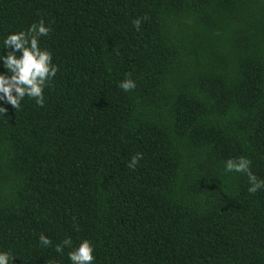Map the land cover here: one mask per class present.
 Wrapping results in <instances>:
<instances>
[{
  "label": "trees",
  "instance_id": "trees-1",
  "mask_svg": "<svg viewBox=\"0 0 264 264\" xmlns=\"http://www.w3.org/2000/svg\"><path fill=\"white\" fill-rule=\"evenodd\" d=\"M41 18L60 70L0 116L13 264H69L67 238L95 264H264V188L224 170L264 179V0H0V50Z\"/></svg>",
  "mask_w": 264,
  "mask_h": 264
},
{
  "label": "clouds",
  "instance_id": "clouds-1",
  "mask_svg": "<svg viewBox=\"0 0 264 264\" xmlns=\"http://www.w3.org/2000/svg\"><path fill=\"white\" fill-rule=\"evenodd\" d=\"M140 19L133 21L134 26L139 29ZM52 31L50 23L41 18L33 22L27 29L11 31L3 36L2 50H0V65L4 71H0V116L7 112L5 104L14 110L23 107L25 97L31 98L36 105L43 107L45 103V89L51 86L55 79L59 66L53 63V53L42 48L41 37L48 36ZM118 87L125 92L136 88V82L126 78L119 82ZM142 154L137 153L129 161V168H135ZM224 170L227 173L237 172L247 175L249 182V193H255L264 188V179H258L251 171V160L246 157L228 159ZM39 243L42 247L52 246V240L45 234L39 235ZM70 238L62 240L55 245V252L63 256L65 248L71 250L67 253L69 264H95V244L88 238L80 240L75 247ZM17 255L11 250L0 248V264H13ZM50 264H62L60 260H52Z\"/></svg>",
  "mask_w": 264,
  "mask_h": 264
}]
</instances>
